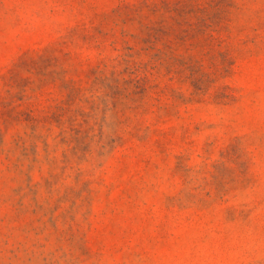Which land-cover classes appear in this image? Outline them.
Wrapping results in <instances>:
<instances>
[{
  "label": "rangeland",
  "instance_id": "rangeland-1",
  "mask_svg": "<svg viewBox=\"0 0 264 264\" xmlns=\"http://www.w3.org/2000/svg\"><path fill=\"white\" fill-rule=\"evenodd\" d=\"M0 264H264V0H0Z\"/></svg>",
  "mask_w": 264,
  "mask_h": 264
}]
</instances>
